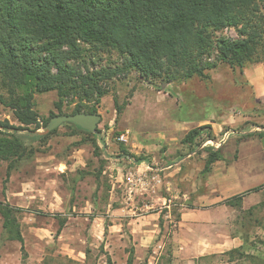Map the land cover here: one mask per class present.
<instances>
[{
  "label": "rangeland",
  "instance_id": "1",
  "mask_svg": "<svg viewBox=\"0 0 264 264\" xmlns=\"http://www.w3.org/2000/svg\"><path fill=\"white\" fill-rule=\"evenodd\" d=\"M216 36L238 38L232 28ZM120 64L121 57L110 51L97 55L91 67ZM207 73L206 80L194 77L161 88L133 71L113 77L103 85L107 94L96 108L98 156L85 142L88 137L67 126L43 143L20 132L37 152L9 174L10 161L0 162V202L21 208L23 245L7 239L0 218V264H106L108 258L113 264H127L129 258L132 264H166L169 251L173 262L178 216L193 208L191 182L202 176L207 149L228 133L245 137L264 130V100L256 98L243 73L226 64ZM0 97H6L1 82ZM56 101L55 92L36 94L34 110L41 118L57 114ZM68 102L66 114L75 106ZM5 119L18 125L0 103V121ZM219 124L214 135L212 126ZM200 127L192 144L182 143L188 131ZM125 132L126 146L117 140ZM254 237L263 238L253 233L250 241ZM246 247V257L262 251Z\"/></svg>",
  "mask_w": 264,
  "mask_h": 264
},
{
  "label": "trees",
  "instance_id": "2",
  "mask_svg": "<svg viewBox=\"0 0 264 264\" xmlns=\"http://www.w3.org/2000/svg\"><path fill=\"white\" fill-rule=\"evenodd\" d=\"M225 28L235 29L238 38L216 36ZM110 51L121 57L119 66L91 67L97 55ZM218 64L240 74L247 66L264 65V0H0V82L6 91L0 103L18 124L0 121V162L10 161L9 174L18 163L32 158L37 150L24 138L46 141L57 128L48 134L38 130H45L51 118L95 114L107 94L103 85L118 74L133 71L161 88L194 77L206 80L207 72ZM49 92L57 95V114L41 118L34 110V96ZM66 102L75 104L70 114L63 112ZM61 126L88 137L85 142L100 155L98 136L70 122ZM201 129L188 131L182 143L192 144ZM20 132L29 137H21ZM120 152L127 154L124 146ZM219 158L218 150L207 149L202 175ZM233 201L239 199L227 204ZM20 212L21 208L0 202L4 234L23 245ZM60 222L63 226L66 219ZM253 226L264 229L260 222ZM248 238V234L243 237L240 249L224 254L227 262H264V239ZM246 246L262 251L246 257ZM170 255L169 251L166 264H172ZM106 264L113 262L108 258Z\"/></svg>",
  "mask_w": 264,
  "mask_h": 264
},
{
  "label": "crops",
  "instance_id": "3",
  "mask_svg": "<svg viewBox=\"0 0 264 264\" xmlns=\"http://www.w3.org/2000/svg\"><path fill=\"white\" fill-rule=\"evenodd\" d=\"M243 75L256 98L264 100V65L245 69ZM220 128V124L218 129L212 126L214 135ZM257 132L245 137L225 135L214 147L220 158L199 180H192L193 208L179 216L172 238V264H264L223 259L225 253L244 246L246 234L248 240L253 233L264 238V229L253 226L256 222L264 226V130ZM235 198L239 201L229 206L227 201ZM19 203L16 201L15 206ZM40 232L34 234L42 239L45 235L40 236Z\"/></svg>",
  "mask_w": 264,
  "mask_h": 264
},
{
  "label": "water",
  "instance_id": "4",
  "mask_svg": "<svg viewBox=\"0 0 264 264\" xmlns=\"http://www.w3.org/2000/svg\"><path fill=\"white\" fill-rule=\"evenodd\" d=\"M101 121V116L97 113L95 114H84L78 113L74 115H63L56 116L50 119L48 125L46 126L43 134H48L56 128L60 127L63 123L70 122L80 129L99 136L97 132V126Z\"/></svg>",
  "mask_w": 264,
  "mask_h": 264
},
{
  "label": "built area",
  "instance_id": "5",
  "mask_svg": "<svg viewBox=\"0 0 264 264\" xmlns=\"http://www.w3.org/2000/svg\"><path fill=\"white\" fill-rule=\"evenodd\" d=\"M120 143H123V145H128V140H129V136H128V132L123 133V135H120L117 139ZM126 180L128 182H131V178L127 177Z\"/></svg>",
  "mask_w": 264,
  "mask_h": 264
}]
</instances>
